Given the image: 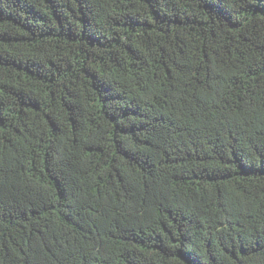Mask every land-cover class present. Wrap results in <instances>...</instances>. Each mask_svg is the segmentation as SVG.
<instances>
[{"label": "trees", "instance_id": "16d2710c", "mask_svg": "<svg viewBox=\"0 0 264 264\" xmlns=\"http://www.w3.org/2000/svg\"><path fill=\"white\" fill-rule=\"evenodd\" d=\"M0 264H264V0H0Z\"/></svg>", "mask_w": 264, "mask_h": 264}]
</instances>
